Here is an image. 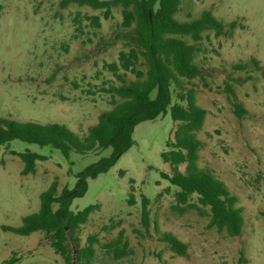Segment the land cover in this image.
Instances as JSON below:
<instances>
[{
    "label": "rangeland",
    "instance_id": "rangeland-1",
    "mask_svg": "<svg viewBox=\"0 0 264 264\" xmlns=\"http://www.w3.org/2000/svg\"><path fill=\"white\" fill-rule=\"evenodd\" d=\"M205 10L225 24V33L208 31L194 43L201 74L184 80V86L195 90L196 103L207 111L197 133L199 167L211 170L238 197L243 232L230 237L211 227L208 216L173 209L178 188L161 176L171 172L161 154L169 150L166 143L174 140L178 126L168 114L138 125L133 147L107 173L90 179L86 195L73 202L75 212L96 206L88 222L69 234L75 251L76 238L81 247L89 236L99 239L91 264H264V76L249 64L255 59L264 68V0H182L175 17L189 21ZM93 17H100L101 27L92 24ZM122 21L121 8L105 19L104 10L64 6V0H0V117L59 123L84 137L100 114L113 107L107 91L121 85L105 66L128 50ZM184 40L193 44L189 37ZM236 64L248 66L236 70ZM135 79L127 74L128 81ZM172 91L175 102L180 90L173 86ZM234 103L247 111L244 117L235 115ZM11 151L34 152L47 160L37 162L34 174L23 175L24 163ZM111 152H71L66 158L49 146L18 140L0 147V264L12 257L16 264H65L45 233L20 236L2 226H20L23 217L39 210V196L54 180L59 191L73 189L79 172ZM144 197L150 201L148 231L141 217ZM120 230L132 254L115 260L103 244ZM158 232L187 244V254L174 253Z\"/></svg>",
    "mask_w": 264,
    "mask_h": 264
},
{
    "label": "trees",
    "instance_id": "trees-1",
    "mask_svg": "<svg viewBox=\"0 0 264 264\" xmlns=\"http://www.w3.org/2000/svg\"><path fill=\"white\" fill-rule=\"evenodd\" d=\"M70 4L104 10L105 19L111 17L113 9L121 8L128 50L120 51L118 62L105 66L121 82L120 86H112L107 91L114 99L113 107L100 114L97 124L91 126L84 137L59 123L38 124L0 117V147H9L11 142L18 140L40 147L49 146L59 150L66 158L71 152L85 155L108 148L112 152L109 157H103L79 172L73 189L64 187L59 191L58 180H54L40 194L37 212L23 217L20 226H2V230L20 236L43 232L65 264H74L75 260L91 264L99 239L89 236L87 245L81 247L76 238L75 251L69 244V234L77 232L88 222L96 206L75 212L71 209L73 202L86 195L90 179L107 173L133 147V134L138 125L170 114L178 126L174 131V140L169 139L166 143L169 150L161 154L164 163L170 165L171 172L161 176L178 188L173 209L179 212L195 210L199 215L210 218L211 227L226 232L230 237L240 236L244 217L242 208L237 206L238 197L211 170L199 167L202 143L197 133L204 127L207 111L196 103L195 90L184 86V80L190 81L201 74L194 62L198 52L195 44L201 42L208 31L218 36L224 34L225 24L207 10L196 19L177 20L175 16L181 9L182 0H64V6ZM90 20L95 27H101L100 17ZM236 25L232 22L230 29L234 30ZM186 37L193 44L184 40ZM249 64L262 71L264 76V68L258 61L251 59ZM142 65L146 67L145 71L140 68ZM247 66L236 64L233 68L244 70ZM128 73L136 79L128 81ZM173 86L180 90L175 102ZM227 91L232 92L229 87ZM116 97L121 101L115 100ZM234 113L242 118L247 111L242 105L234 103ZM11 153L18 155L24 163L23 175L34 174L37 162L47 160L46 156L30 151ZM149 204V199L144 197L141 217L147 231L151 223ZM158 234L160 241L174 253L179 256L187 254L188 245L175 235L169 232ZM103 247L115 260L132 254L124 230H120L117 238L103 244ZM16 263L17 260L12 257L4 264Z\"/></svg>",
    "mask_w": 264,
    "mask_h": 264
}]
</instances>
